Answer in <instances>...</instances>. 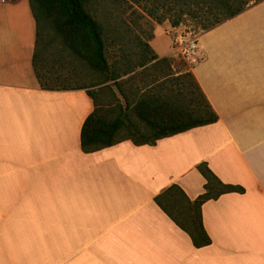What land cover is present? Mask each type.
Masks as SVG:
<instances>
[{"label":"crops","instance_id":"obj_1","mask_svg":"<svg viewBox=\"0 0 264 264\" xmlns=\"http://www.w3.org/2000/svg\"><path fill=\"white\" fill-rule=\"evenodd\" d=\"M168 21L147 41L173 57ZM29 0H0V264H264V1L201 33L188 72L218 120L84 153L87 89H43ZM155 60V61H156ZM205 163L243 187L201 206L196 248L155 203L171 186L194 201Z\"/></svg>","mask_w":264,"mask_h":264},{"label":"trees","instance_id":"obj_2","mask_svg":"<svg viewBox=\"0 0 264 264\" xmlns=\"http://www.w3.org/2000/svg\"><path fill=\"white\" fill-rule=\"evenodd\" d=\"M167 1L175 3L180 16L185 13L193 14L200 21L201 28L206 31L238 15L249 6L264 0H163L164 3ZM29 2L36 24V42L32 65L43 89L83 88L49 86L47 79L50 73L43 69L42 62L45 60L46 54H50L55 43L59 44L62 52L83 62L100 75H110L112 80L127 76L133 73L137 67H144L152 60H156L148 44L139 41V46L142 48L138 51L137 64L136 62L131 63L130 54L124 53L123 47L119 48L120 60L123 61V67H120L122 71L119 72L118 67L110 64L105 54L104 23L98 18V11L95 8L96 0H29ZM178 21L171 25L179 26L181 23ZM110 40L115 42L112 37ZM143 51L151 54L150 57L147 58ZM164 60L165 58L158 59L156 63ZM184 77H188L189 84L187 86L180 84L177 89V94L180 97L178 99L179 106L175 109L172 108V111L158 112L169 105L163 104L161 99L155 101L152 97L135 103L132 110L140 123L133 122L129 117L126 111L127 102L119 116L110 118L108 113H104L102 107L96 103L93 93L87 90V94L93 99L95 109L82 125L81 150L84 153H92L124 140H130L137 146L154 145L160 139L215 123L218 116L190 72L187 71L183 75ZM185 90L189 94L191 93L192 102L186 100ZM197 170L204 177L206 183L204 185L205 192L194 201H189L175 185L155 197L154 201L178 227L189 235L193 246L200 248L211 243L202 225L200 210L202 204L222 194L244 193V189L238 185L223 184L205 163L199 164ZM172 196L180 200H178L180 206H175V209L179 210L178 216L181 217V220L174 217L165 207L166 199ZM178 201L176 202L178 203ZM183 209H187V213L181 211Z\"/></svg>","mask_w":264,"mask_h":264},{"label":"rangeland","instance_id":"obj_3","mask_svg":"<svg viewBox=\"0 0 264 264\" xmlns=\"http://www.w3.org/2000/svg\"><path fill=\"white\" fill-rule=\"evenodd\" d=\"M95 8L98 11V18L104 23L105 54L108 62L118 67L119 72L122 71L120 67H123L119 48L123 47V52L130 54L131 63L136 62L137 64L138 51L142 48L139 46V41L147 43L156 24L165 21L172 24L179 20L178 22L183 26L190 27L200 35L204 32L198 18L190 13L180 16L174 2L96 0ZM111 37L115 42H111ZM144 54L147 58L151 55L145 52ZM42 63L43 69L50 73L49 80L47 79L49 86L87 89L93 93L96 103L102 107L104 113H108L110 118L119 116L127 102L126 111L131 120L137 123L140 121L132 110L137 101L147 100L146 98L149 97L154 98L155 101L161 99L163 104L169 105V108H162L158 112L167 113L172 111V108L175 109L179 106L178 99L180 97L177 94V89L180 84L185 86L189 84L188 77L183 78L189 69L187 61L175 53L173 57H167L159 63L152 60L144 67H137L133 73L122 76L118 80L110 79V75H100L83 62L62 52L58 43L53 45L50 54H46ZM184 92L186 100L191 101V93L189 94L187 90ZM178 200L175 196L166 199L165 207L174 217L181 220V217L178 216L179 210L175 209V206H180V200ZM181 211L187 213V209Z\"/></svg>","mask_w":264,"mask_h":264},{"label":"built area","instance_id":"obj_4","mask_svg":"<svg viewBox=\"0 0 264 264\" xmlns=\"http://www.w3.org/2000/svg\"><path fill=\"white\" fill-rule=\"evenodd\" d=\"M169 35L172 38L173 52L184 61L190 60L197 53L200 33L180 24L170 28Z\"/></svg>","mask_w":264,"mask_h":264}]
</instances>
